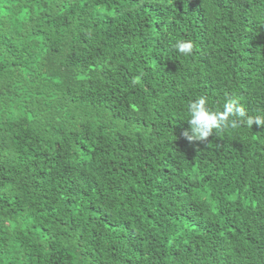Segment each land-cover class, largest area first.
<instances>
[{
	"label": "trees",
	"instance_id": "1",
	"mask_svg": "<svg viewBox=\"0 0 264 264\" xmlns=\"http://www.w3.org/2000/svg\"><path fill=\"white\" fill-rule=\"evenodd\" d=\"M200 96L264 116V0H0V264H264V126Z\"/></svg>",
	"mask_w": 264,
	"mask_h": 264
},
{
	"label": "clouds",
	"instance_id": "2",
	"mask_svg": "<svg viewBox=\"0 0 264 264\" xmlns=\"http://www.w3.org/2000/svg\"><path fill=\"white\" fill-rule=\"evenodd\" d=\"M174 47L187 56L193 51L194 44L191 40H177ZM190 131L185 132L189 141H206L214 134V130L223 128H236L239 123H246L248 127L254 124L264 126V116L248 115L245 107L234 97L228 96L223 104L222 110H214L208 106L206 97L200 96L193 100L188 106Z\"/></svg>",
	"mask_w": 264,
	"mask_h": 264
}]
</instances>
